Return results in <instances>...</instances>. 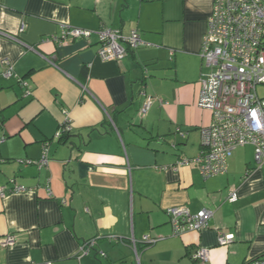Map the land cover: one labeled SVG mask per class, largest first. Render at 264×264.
Segmentation results:
<instances>
[{"label": "crops", "instance_id": "0c3cea01", "mask_svg": "<svg viewBox=\"0 0 264 264\" xmlns=\"http://www.w3.org/2000/svg\"><path fill=\"white\" fill-rule=\"evenodd\" d=\"M212 8L213 0H0V187L14 180L26 188L0 196V240L16 239L0 246V264H245L264 256V166L253 146L235 150L228 173L215 178L195 164L175 168L200 154L201 129L212 121L197 106ZM63 26L138 30L145 45L103 61L95 35L57 45ZM143 93L164 103L143 114ZM64 112L73 129L61 143ZM46 144L48 167L23 163L39 160ZM172 207L211 210L209 228L173 235ZM219 233L234 242L219 245ZM144 236L158 241L145 245ZM94 238L91 255L78 258ZM200 248L210 251L205 263L192 259Z\"/></svg>", "mask_w": 264, "mask_h": 264}, {"label": "built area", "instance_id": "2783aa9c", "mask_svg": "<svg viewBox=\"0 0 264 264\" xmlns=\"http://www.w3.org/2000/svg\"><path fill=\"white\" fill-rule=\"evenodd\" d=\"M24 30V26L21 31ZM98 40V56L103 61H121L130 52L145 45L138 30L125 35L122 30L102 28L98 31L78 29L68 26L61 28V34L52 39L61 45L70 39L90 40L93 36ZM200 57L206 71L200 79V92L197 106L212 115L209 126L201 129V152L193 159L181 158L175 168L195 164L205 180L228 173L229 161L235 150L251 145L255 148V161L260 168L264 166V0H213L212 13L207 21V31L203 38ZM6 67L4 76L13 77L12 63L1 61ZM27 88L26 97L31 95L28 83L19 80ZM142 113L146 114L156 101L163 100L146 95ZM56 139L64 132H72L70 116L64 112ZM182 137L186 134L179 131ZM5 138L0 139V144ZM37 166L38 169L48 167L49 148L45 145L39 160L23 162ZM167 168H161L166 170ZM26 188L10 181L8 187H0V196L25 192ZM238 194L231 190L229 202H236ZM173 235L186 232L202 231L209 228L213 212L208 209L192 213L187 207H172L167 210ZM99 238L83 243L78 258L91 255ZM235 237L231 234H218L219 245H230ZM158 239L144 236L142 243L153 245ZM16 243L13 235L0 240L1 247H9ZM135 253L137 248L134 243ZM210 251L198 249L192 259L205 263L209 260ZM102 257L106 255L101 253ZM138 258V254H137ZM245 264H264V256L254 258Z\"/></svg>", "mask_w": 264, "mask_h": 264}, {"label": "trees", "instance_id": "16d2710c", "mask_svg": "<svg viewBox=\"0 0 264 264\" xmlns=\"http://www.w3.org/2000/svg\"><path fill=\"white\" fill-rule=\"evenodd\" d=\"M70 134H71V132H69V133L68 132H64L63 135L61 136V138L59 139V141L61 143L65 142L69 138Z\"/></svg>", "mask_w": 264, "mask_h": 264}, {"label": "rangeland", "instance_id": "374dc122", "mask_svg": "<svg viewBox=\"0 0 264 264\" xmlns=\"http://www.w3.org/2000/svg\"><path fill=\"white\" fill-rule=\"evenodd\" d=\"M263 94H264V91L261 90V91H260V95H263Z\"/></svg>", "mask_w": 264, "mask_h": 264}]
</instances>
